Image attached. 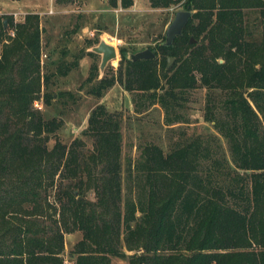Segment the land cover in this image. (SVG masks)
Returning a JSON list of instances; mask_svg holds the SVG:
<instances>
[{"label":"trees","instance_id":"obj_1","mask_svg":"<svg viewBox=\"0 0 264 264\" xmlns=\"http://www.w3.org/2000/svg\"><path fill=\"white\" fill-rule=\"evenodd\" d=\"M179 1L146 0L150 9ZM181 8L189 20L158 57L130 61L134 51L120 47L114 75L98 78L91 63L79 85L98 99L117 82L134 113L162 111L164 151L143 143L122 162L117 114L96 105L80 133L89 146L64 144L62 111L44 118L35 106L64 107L61 98L73 97L51 90L52 79L95 54L80 49L42 65L37 14L0 19V37L12 31L0 46V264H264V0H182ZM198 88L212 133L187 135L181 112ZM74 232L80 240L65 256L63 236Z\"/></svg>","mask_w":264,"mask_h":264},{"label":"rangeland","instance_id":"obj_2","mask_svg":"<svg viewBox=\"0 0 264 264\" xmlns=\"http://www.w3.org/2000/svg\"><path fill=\"white\" fill-rule=\"evenodd\" d=\"M132 3L129 9L119 11L118 7L109 8L105 0H0V19L5 16L10 17L11 23L14 24L21 22L24 15L37 14L42 30L40 35L43 46L40 54L42 65L49 61L53 63L69 61L72 54L80 49L83 52L86 51L88 42L92 44L90 47H95L96 41L105 38V42L115 48L116 58L108 62L97 77L103 74L109 77L115 74L118 67L120 47L124 48L126 53L148 49L158 57L157 46L163 42L165 27L172 20L173 14L182 10V0L160 9H150L146 0H132ZM252 12L250 17H256V11ZM13 13L17 15L12 17ZM76 16L79 18L77 19ZM75 24H81L79 31L75 34H65ZM3 34H8V30L1 34L0 46L5 41ZM98 62V54L95 58L84 55L78 61L75 70L68 71L64 78L52 79L54 86L50 88L51 90L66 91L73 97L72 100L66 96L61 98V101L65 102L64 107L55 104L49 108H43L39 103H35V106L42 111L44 118L62 111L60 118L64 122V128L57 133L58 139L66 144L73 138H80L89 146V141L81 137L80 133L86 125L85 119L88 112L100 104L107 112L117 114L121 120V162L124 156L133 158L136 155L135 146L143 143L155 144L164 151L171 136L162 125V111L157 105L140 115L134 113L130 94L117 82L103 91L98 99L86 93L89 84L84 83L79 89V85L87 77L89 65L91 63L97 65ZM218 62L220 63L221 60L218 59ZM203 96L204 90L201 88L192 91L181 112V115L188 119V124L179 128L187 135L199 132L212 133L210 124L205 123L202 118ZM172 136L173 140L177 138L176 135ZM51 144L50 140L48 146L50 147ZM87 197L92 199V194L88 193ZM63 238L65 255L72 245L80 240V237L77 232H74L64 235ZM69 263L65 257L64 264ZM110 264H126V261L111 258Z\"/></svg>","mask_w":264,"mask_h":264},{"label":"water","instance_id":"obj_3","mask_svg":"<svg viewBox=\"0 0 264 264\" xmlns=\"http://www.w3.org/2000/svg\"><path fill=\"white\" fill-rule=\"evenodd\" d=\"M190 12L188 11H179L173 14L172 20L169 22V24L165 27L164 32H163V43L161 46H169L173 39L175 37L180 36V32L186 22L189 20L190 17ZM3 26H5V20L1 22ZM189 42H193L192 39H190ZM87 52H90L95 55H99V62L97 64V71L98 74L102 73V69L106 66V64L114 58H116L115 54V48L111 44H107L103 38H100L99 41L97 42V45L95 47H89ZM154 56V54L150 50H141L137 51L134 53H130L128 55V59L130 61H137V60H147L150 59ZM173 58L167 57L166 58V63H165V68H168L170 64L172 63Z\"/></svg>","mask_w":264,"mask_h":264},{"label":"built area","instance_id":"obj_4","mask_svg":"<svg viewBox=\"0 0 264 264\" xmlns=\"http://www.w3.org/2000/svg\"><path fill=\"white\" fill-rule=\"evenodd\" d=\"M118 10L120 11L121 9L120 8H118ZM17 15V13H13V14H11V16L13 17H15ZM9 37H12V31H10V32H8V34H7Z\"/></svg>","mask_w":264,"mask_h":264},{"label":"bare ground","instance_id":"obj_5","mask_svg":"<svg viewBox=\"0 0 264 264\" xmlns=\"http://www.w3.org/2000/svg\"><path fill=\"white\" fill-rule=\"evenodd\" d=\"M104 40H106L105 38H103Z\"/></svg>","mask_w":264,"mask_h":264},{"label":"crops","instance_id":"obj_6","mask_svg":"<svg viewBox=\"0 0 264 264\" xmlns=\"http://www.w3.org/2000/svg\"><path fill=\"white\" fill-rule=\"evenodd\" d=\"M130 8V7H129Z\"/></svg>","mask_w":264,"mask_h":264}]
</instances>
